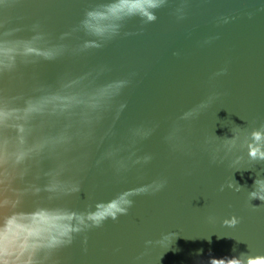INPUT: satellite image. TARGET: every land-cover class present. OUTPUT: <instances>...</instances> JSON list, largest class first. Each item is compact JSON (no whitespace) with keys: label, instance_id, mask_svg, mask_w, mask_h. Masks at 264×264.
I'll return each instance as SVG.
<instances>
[{"label":"water","instance_id":"95a60500","mask_svg":"<svg viewBox=\"0 0 264 264\" xmlns=\"http://www.w3.org/2000/svg\"><path fill=\"white\" fill-rule=\"evenodd\" d=\"M0 264H264V0H0Z\"/></svg>","mask_w":264,"mask_h":264}]
</instances>
